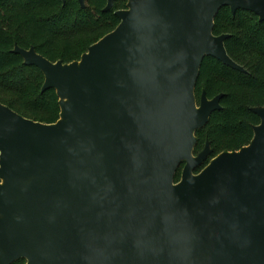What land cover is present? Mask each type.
Wrapping results in <instances>:
<instances>
[{
    "label": "water",
    "instance_id": "water-1",
    "mask_svg": "<svg viewBox=\"0 0 264 264\" xmlns=\"http://www.w3.org/2000/svg\"><path fill=\"white\" fill-rule=\"evenodd\" d=\"M224 6L264 21V0H128L79 60L15 44L61 113L44 123L0 102V264H264V106L248 145L195 172L224 95L198 100L204 59L247 71L214 33Z\"/></svg>",
    "mask_w": 264,
    "mask_h": 264
},
{
    "label": "trees",
    "instance_id": "trees-1",
    "mask_svg": "<svg viewBox=\"0 0 264 264\" xmlns=\"http://www.w3.org/2000/svg\"><path fill=\"white\" fill-rule=\"evenodd\" d=\"M128 0H116L105 11L107 0H0V102L21 115L44 123L60 118L59 96L54 88L42 91L44 74L35 65H25L15 53V44L37 52L56 62L79 60L90 45L113 31L121 19L116 14L127 8ZM214 33H227L225 44L229 55L246 72L222 61L206 57L201 67L196 95L205 90L209 98L223 93L222 108L208 124L196 133L195 154L207 142L212 149L203 165L223 151L239 150L254 137V126L261 121L253 108L264 106V21L253 12L230 6L220 9L215 18ZM181 165L176 181L181 178ZM19 259L12 264H23Z\"/></svg>",
    "mask_w": 264,
    "mask_h": 264
},
{
    "label": "flooded vegetation",
    "instance_id": "flooded-vegetation-1",
    "mask_svg": "<svg viewBox=\"0 0 264 264\" xmlns=\"http://www.w3.org/2000/svg\"><path fill=\"white\" fill-rule=\"evenodd\" d=\"M25 263H26V259H25V262L23 264H25Z\"/></svg>",
    "mask_w": 264,
    "mask_h": 264
}]
</instances>
